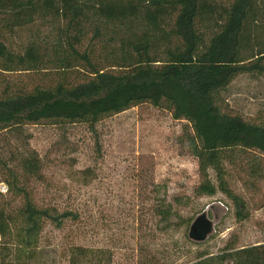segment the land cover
Segmentation results:
<instances>
[{
  "label": "trees",
  "instance_id": "obj_1",
  "mask_svg": "<svg viewBox=\"0 0 264 264\" xmlns=\"http://www.w3.org/2000/svg\"><path fill=\"white\" fill-rule=\"evenodd\" d=\"M244 74L264 78V0H0V137L18 140L40 124L94 128L152 104L191 126L195 194H224L238 221L251 214L233 169L250 162L256 172L263 165L255 158L264 159V118H246L226 95ZM41 175L34 149H0L8 187L0 191V264H33L47 223L80 220L77 210L36 198L32 181ZM155 212L165 229L183 219L164 197ZM237 248L234 238L216 254L200 252L196 264H264V249L239 257ZM88 251L74 245L71 264L96 256Z\"/></svg>",
  "mask_w": 264,
  "mask_h": 264
},
{
  "label": "rangeland",
  "instance_id": "obj_2",
  "mask_svg": "<svg viewBox=\"0 0 264 264\" xmlns=\"http://www.w3.org/2000/svg\"><path fill=\"white\" fill-rule=\"evenodd\" d=\"M226 95L246 118H264L263 77L241 75ZM190 127L167 110L143 103L102 119L94 128L40 124L28 126L30 134L18 140L2 135L0 149L6 153L29 146L40 155L41 180L32 181L36 198L72 208L81 216L61 229L47 223L33 264H71L74 245L96 254L82 258L80 264L97 260L101 264H196L200 252L216 254L234 238H238L239 257L243 250H263L264 159L254 161L263 165L260 172H252L250 162L237 163L233 169V187L241 192L251 214L238 221L233 203L224 194H195L201 174L198 159L187 146ZM162 197L176 205L183 217L174 218L170 229L164 228L155 212ZM175 199L186 204L177 206ZM213 203L217 207L210 209L209 216L217 214L215 229L205 242L196 244L188 236L191 224L186 220Z\"/></svg>",
  "mask_w": 264,
  "mask_h": 264
},
{
  "label": "water",
  "instance_id": "obj_3",
  "mask_svg": "<svg viewBox=\"0 0 264 264\" xmlns=\"http://www.w3.org/2000/svg\"><path fill=\"white\" fill-rule=\"evenodd\" d=\"M216 205V203L209 204L207 208L202 210V212L198 214L191 222L188 236L193 242L203 243L213 233L217 220V214H214V218H211L209 215L210 209L211 211H214L217 207ZM219 205L223 207L224 203L220 202ZM226 209L228 208L226 207Z\"/></svg>",
  "mask_w": 264,
  "mask_h": 264
},
{
  "label": "built area",
  "instance_id": "obj_4",
  "mask_svg": "<svg viewBox=\"0 0 264 264\" xmlns=\"http://www.w3.org/2000/svg\"><path fill=\"white\" fill-rule=\"evenodd\" d=\"M8 190V188H7V186H6V184H4V183H2V184H0V191L1 192H6Z\"/></svg>",
  "mask_w": 264,
  "mask_h": 264
}]
</instances>
